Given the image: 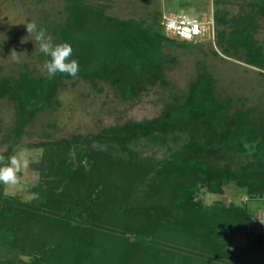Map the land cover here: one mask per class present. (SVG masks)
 <instances>
[{
  "label": "trees",
  "instance_id": "trees-1",
  "mask_svg": "<svg viewBox=\"0 0 264 264\" xmlns=\"http://www.w3.org/2000/svg\"><path fill=\"white\" fill-rule=\"evenodd\" d=\"M254 1L232 31L219 33L218 45L264 70V47L253 36L264 0ZM66 12L56 33L73 46L80 71L0 80V101L16 110L5 157L39 113L58 106L66 80L107 84L125 100L170 85L175 59L164 52L159 20H119L91 0H68ZM253 113L233 111L205 71L157 118L27 146L44 148L41 199L3 196L0 184V264L20 262L22 253L26 264H216L234 237L254 232V216L246 205H205L197 196L235 185L250 200L264 197V118Z\"/></svg>",
  "mask_w": 264,
  "mask_h": 264
},
{
  "label": "rangeland",
  "instance_id": "rangeland-1",
  "mask_svg": "<svg viewBox=\"0 0 264 264\" xmlns=\"http://www.w3.org/2000/svg\"><path fill=\"white\" fill-rule=\"evenodd\" d=\"M254 0H91L107 16L119 20L156 21L163 27L165 18L187 15L200 22H214V32L207 34L194 46H183L182 41L161 31L164 52L175 59L167 77L168 87L149 88L135 99L125 100L112 87L97 82L90 84L82 79L66 80L58 91V106L41 112L24 131L18 147L27 148L31 164L20 173L14 187L4 185L3 196L13 197L23 203L41 199L38 188L42 186L38 170L43 160L44 148H29L46 142H58L75 136L89 137L110 127L122 126L130 121L157 118L175 96H182L198 73L208 72L215 80L221 98L231 100L232 110H254L255 116L264 118V70L248 66L235 57H228L220 49L219 33L232 31L238 18L251 10ZM68 0H0V80L12 78H46L42 70L49 57L39 51L29 35L26 24L35 22L51 35L54 43H61L57 27L66 22ZM220 19V22L218 20ZM224 34V33H223ZM29 35V36H28ZM254 38L264 47V15ZM26 37V42L21 41ZM175 42V46L170 43ZM26 52L17 63L9 56L12 49ZM264 52V51H263ZM16 120L15 105L8 99L0 101V153L7 152ZM17 147V148H18ZM70 156L74 159L75 151ZM197 199L205 205L222 201L227 207L246 205L254 218L249 227L254 232L234 237L224 258L216 264H264V197L250 200L244 190L230 185L221 196L202 191ZM30 245V244H29ZM26 246V245H25ZM30 247V246H29ZM27 247V248H29ZM20 262L31 260L19 255Z\"/></svg>",
  "mask_w": 264,
  "mask_h": 264
},
{
  "label": "clouds",
  "instance_id": "clouds-1",
  "mask_svg": "<svg viewBox=\"0 0 264 264\" xmlns=\"http://www.w3.org/2000/svg\"><path fill=\"white\" fill-rule=\"evenodd\" d=\"M29 35L34 34L33 41L39 46V51L49 59L43 64V71L49 79L54 78L58 73L76 77L80 71L79 61L73 59V46L69 42L54 43L51 35L43 27L38 28L35 22L26 24ZM28 35V36H29ZM26 37L21 41L26 42ZM21 55L27 56L26 52H17L12 49L10 57L19 63ZM31 164L27 148L18 147L7 157L0 153V184L14 187L19 183L20 173L26 171Z\"/></svg>",
  "mask_w": 264,
  "mask_h": 264
},
{
  "label": "built area",
  "instance_id": "built-area-1",
  "mask_svg": "<svg viewBox=\"0 0 264 264\" xmlns=\"http://www.w3.org/2000/svg\"><path fill=\"white\" fill-rule=\"evenodd\" d=\"M163 28L167 34L179 41L193 44L200 43L204 36L215 30L214 22H200L184 14L165 18Z\"/></svg>",
  "mask_w": 264,
  "mask_h": 264
}]
</instances>
